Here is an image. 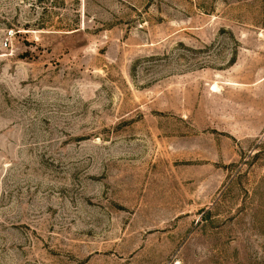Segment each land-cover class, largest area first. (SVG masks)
<instances>
[{"label":"rangeland","instance_id":"rangeland-1","mask_svg":"<svg viewBox=\"0 0 264 264\" xmlns=\"http://www.w3.org/2000/svg\"><path fill=\"white\" fill-rule=\"evenodd\" d=\"M0 264H264V0H0Z\"/></svg>","mask_w":264,"mask_h":264}]
</instances>
